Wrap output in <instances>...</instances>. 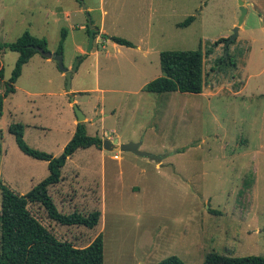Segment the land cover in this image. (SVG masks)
Segmentation results:
<instances>
[{
  "label": "rangeland",
  "instance_id": "rangeland-1",
  "mask_svg": "<svg viewBox=\"0 0 264 264\" xmlns=\"http://www.w3.org/2000/svg\"><path fill=\"white\" fill-rule=\"evenodd\" d=\"M246 10L234 41L203 57L200 94H150L142 88L160 75L158 54L198 46L204 53L230 37L237 0H0V44L27 32L54 54L64 31L62 66L77 61L68 90L55 61L36 53L22 66L2 104L0 182L24 195L47 175L44 161L17 149L8 124L23 125L28 148L56 157L71 136L74 98L82 114L106 115L89 118L88 136L140 142L160 160L77 149L47 194L62 214L98 211L97 224L61 226L27 205L57 240L83 248L100 234L102 264L169 256L201 264L208 253L264 258V0ZM186 17L193 21L178 28ZM87 19L96 29L89 53ZM16 57L0 50V94Z\"/></svg>",
  "mask_w": 264,
  "mask_h": 264
},
{
  "label": "trees",
  "instance_id": "trees-1",
  "mask_svg": "<svg viewBox=\"0 0 264 264\" xmlns=\"http://www.w3.org/2000/svg\"><path fill=\"white\" fill-rule=\"evenodd\" d=\"M193 17H186L176 26L187 27ZM86 34L88 33L85 27ZM95 35V33H94ZM65 32L61 31L55 55H61L62 40ZM110 42L124 47H131V43L118 37H109ZM225 42L218 39L201 52L198 46L188 51H163L158 54L160 75L147 82L142 90L150 94H180L198 95L202 91V59L208 56L217 44ZM6 49L17 54L8 80L4 83L0 95L2 99L13 93V84L20 75L21 68L36 49L46 51L45 41L23 32L13 42L0 44V50ZM225 54V53H224ZM228 59L227 55L222 59ZM2 78L0 68V81ZM6 132L13 138L17 149L24 155L46 163L47 175L36 183L26 194L17 195L0 182V264H102V238L98 234L83 248H75L69 242L57 240L45 229L28 211L27 205H39L48 220L61 226H83L93 228L98 221L99 212L92 211L87 215L78 212L62 214L58 212L49 195L47 188L57 184L60 180L59 171L77 149L94 147L99 150L101 139L88 136L83 123H76L71 138L63 146L61 153L52 157L44 152L28 148L23 140V125L18 122L8 124ZM155 264H185L175 256L166 257ZM201 264H264L263 257H228L215 253L204 256Z\"/></svg>",
  "mask_w": 264,
  "mask_h": 264
},
{
  "label": "water",
  "instance_id": "water-1",
  "mask_svg": "<svg viewBox=\"0 0 264 264\" xmlns=\"http://www.w3.org/2000/svg\"><path fill=\"white\" fill-rule=\"evenodd\" d=\"M78 2H80V0H78ZM237 5H238V11H239L237 23L234 26V28L232 29L231 36L228 37L227 39H225V42H224L225 44H228L229 42L234 41L236 34H237V29H238L239 25L241 24L242 18L246 12V10L244 8V3L241 0H237ZM81 9H84L83 5H81ZM86 27L88 30V33H87L88 40H87L85 53H88L91 49V45H92L93 37H94V32L96 31V29L91 27L88 19H87ZM104 38L106 39V37H104ZM36 51H37V54H39L41 57H43L45 59H50V60H53L56 62L57 68L61 72L64 73L65 88L68 90L69 89V83H70V77H71L72 72L76 68L77 61H76L75 65H73L71 70L66 71L62 66V58L60 55L51 54L49 52L42 51L41 49H36ZM70 101H71V109L73 111L76 123H83L84 122L83 114L78 110L76 105L74 103H72V100H70ZM139 145H140V142H135V143L134 142H127V143L118 144L115 139H113L111 141L108 139H102L100 148L102 151H105L108 153H112V152L130 153L134 156L146 158L150 161H156L157 162L160 160V157H158L156 155L154 156V155H150L148 153L139 151L138 150Z\"/></svg>",
  "mask_w": 264,
  "mask_h": 264
},
{
  "label": "crops",
  "instance_id": "crops-1",
  "mask_svg": "<svg viewBox=\"0 0 264 264\" xmlns=\"http://www.w3.org/2000/svg\"><path fill=\"white\" fill-rule=\"evenodd\" d=\"M261 1H263V0H247V1H245V2H243L244 3V8H245V10H246V7L249 5V6H251V7H257V3L259 2H261ZM245 13H247V10H246V12ZM259 15V14H258ZM64 18H68V16H69V14H68V12H63V15H62ZM264 28V27H263ZM80 29H82V26L80 27ZM239 30H240V26L238 27V29H237V32H239ZM101 36V35H100ZM109 38L108 37H106V42L107 41H109L108 40ZM114 44V43H113ZM92 47H93V45L91 46V49H92ZM90 49V50H91ZM14 53V52H13ZM89 53V52H88ZM16 54V53H15ZM17 55V54H16ZM25 65V64H24ZM14 92V91H13ZM74 93V92H73ZM75 93H78V94H86V93H84L83 91H81V90H77V91H75ZM12 94V93H11ZM1 95V94H0ZM9 95V94H8ZM7 95V96H8ZM74 95V94H73ZM72 95V96H73ZM6 96V97H7ZM5 97V98H6ZM5 98H3L2 99V103H1V108H0V117H1V114H2V104H3V100L5 99ZM72 100V103L75 101L74 100V98H72L71 99ZM67 107L69 108L70 107V104L69 105H67ZM98 107V106H97ZM96 110H97V112L98 113H100L101 114V117H103V118H105L106 117V115H104L103 113H102V111H101V109H99V108H95V110H93L92 111V113H93V115H90L89 117H88V115L86 114V113H83V116H84V121H85V119L87 120L86 122H83V125H84V127H85V124H87V123H89V118L91 119V122H93L95 119H93V117H94V114L96 113ZM93 119V120H92ZM75 124H76V121H75V119H71V125H72V127L70 128V130H69V133H70V135L72 136V134H73V131H74V127H75ZM71 136L69 137V139L71 138ZM99 138V137H98ZM113 139H115L116 141H117V143L118 144H122V143H127V142H120L119 140H118V138H116V137H113ZM109 140V139H108ZM111 141V140H110ZM140 149V145H139V147H138V150ZM140 151V150H139ZM130 154V153H129ZM132 155V154H131ZM133 157H136V158H138V159H145V160H147V161H150V160H148V159H146V158H142V157H137V156H134V155H132ZM60 181V180H59ZM58 184V183H57ZM56 185V184H55ZM54 186V185H53ZM50 187V186H49Z\"/></svg>",
  "mask_w": 264,
  "mask_h": 264
},
{
  "label": "flooded vegetation",
  "instance_id": "flooded-vegetation-1",
  "mask_svg": "<svg viewBox=\"0 0 264 264\" xmlns=\"http://www.w3.org/2000/svg\"><path fill=\"white\" fill-rule=\"evenodd\" d=\"M224 49H226V45L224 46Z\"/></svg>",
  "mask_w": 264,
  "mask_h": 264
}]
</instances>
